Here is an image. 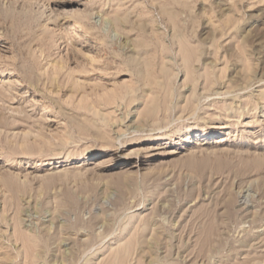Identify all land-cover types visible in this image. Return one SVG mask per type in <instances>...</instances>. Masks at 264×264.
<instances>
[{
    "label": "rangeland",
    "instance_id": "1",
    "mask_svg": "<svg viewBox=\"0 0 264 264\" xmlns=\"http://www.w3.org/2000/svg\"><path fill=\"white\" fill-rule=\"evenodd\" d=\"M0 264H264V0H0Z\"/></svg>",
    "mask_w": 264,
    "mask_h": 264
}]
</instances>
